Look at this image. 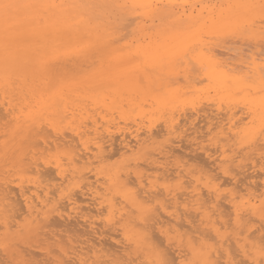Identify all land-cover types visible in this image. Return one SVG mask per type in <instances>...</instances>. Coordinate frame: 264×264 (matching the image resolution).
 I'll use <instances>...</instances> for the list:
<instances>
[{"label":"bare ground","instance_id":"bare-ground-1","mask_svg":"<svg viewBox=\"0 0 264 264\" xmlns=\"http://www.w3.org/2000/svg\"><path fill=\"white\" fill-rule=\"evenodd\" d=\"M132 1L136 4H141L145 13L149 16L150 23L148 26L142 25V31L155 27L156 30L148 33L149 36L147 35V37L150 40V42L148 41V44H146L147 42L145 43L146 45L139 44L136 48L133 46L134 49L131 48L130 50L128 47L131 46V44L125 43L122 46H116L115 44V41L118 40L115 36L116 28H123L125 26V21L129 17L127 14H130V12H126L128 4L126 0H0V87L6 86L7 83L8 85L6 87H8L11 83L15 92L10 90L11 87H9V90L14 92L16 99L19 100V102L16 103L10 100L11 98L6 101V98H8L7 91H4L7 93H5L6 95L1 93L6 87L3 89L0 88V93L2 94L0 97L1 108L5 109L7 115L10 116L9 120L13 122H10V128H7L8 130L5 129L7 130L6 137L0 140V227H3L4 232H9L13 226H23L22 229L25 234L35 233L37 236V234H40L39 230L52 225L56 221L54 220V222H51V218L54 219L55 216L59 220L61 219L60 221L57 220L59 223H62L67 227H69V223L72 221L71 219L75 218L74 220H76V222L72 221L74 225L72 222L70 223L72 231L75 224L77 226L80 224L78 222H81V224L83 223L82 225L80 224V226H77V229L82 232L79 233L78 230V234H81L84 237L82 239H76V244L71 243L69 240L65 242V238H63L64 243L69 244L66 247L60 245L61 241L56 237V232L52 235L45 232L46 236L47 234L50 235L49 238H52L57 244V247H59L57 250L59 251V254L56 256H49V250L48 252L46 251L45 257L47 260H51V264H141L142 262H148V264H187L183 258L184 250L190 251L195 259L194 261L202 264H239V261L235 260V253L232 254L231 246H234L235 251H237L238 254L240 253L239 255L241 256H247L248 254L243 245L239 246V224H241L242 220L246 218L245 215L250 212L258 217L264 215V155L257 152L256 158L255 156H252L255 159L250 158L251 166L242 167V170L243 168L246 170L247 168L250 169L249 167H252L255 172L252 174L254 176L258 177V174L263 175V179H261V195H251L252 197L247 198L245 201L246 208L245 205L243 206L241 203V206L245 209L239 208L240 202L236 199L237 195H235L242 189L240 186H245V188L248 186L244 183H241L239 186L241 189L239 188L238 190L236 188L238 191L236 190L235 194L229 193L224 196L218 192L217 187L214 184L209 183L211 182V179L208 178L206 179L208 184L203 186L205 188L204 191L201 189L202 187H200V185H194L190 190L182 189L183 187H177L173 188L174 190L172 189V192H170L165 190L164 187L166 186L163 187L164 190L163 188L161 189L162 186L160 183L158 184L156 182L160 185V189L165 191V194H162V191L161 193L158 191L159 188L155 182L153 184L156 186H145L146 182L144 183V181H147L145 179L153 173H148L149 176H146L144 174L145 172L143 173L141 171V173H143L141 174L134 169L131 171L135 174V180H131L132 178H129L132 177L133 174L129 177L130 172L128 169H125L126 166L122 170L120 167L117 169L116 167L113 169V167L109 170L106 169V172H102V170H96L97 167L92 166V164L96 161H103V158H105L104 153L106 152L105 146L108 147L111 145V142H113V133H118L121 138L120 148L122 149V153H131L132 151H135L136 148L140 149L141 146L143 147V145H145L144 143L146 141L155 138V131L153 132L150 126L151 123L150 125L146 123L148 126L143 128V125L140 126L136 121V123L134 122V126L128 127H118L117 124H112V121V123H110L111 116L114 112L118 113L121 117H124L128 112L126 110L129 109H126V107L124 108V104L135 105V110L137 108V116H139V118H150L147 115L153 113H156L155 115H157V113H166V111L170 110L173 111L172 109L174 108L175 103L182 100L180 97L181 93L178 94L175 90L168 88L169 82L164 81L165 85L163 82L160 83L161 86L164 85L162 93H159L162 88H159L160 86L158 89L154 90L153 87L155 86L152 87L151 83L153 82L154 77L147 73L148 71L141 69L143 65H148L151 68V71L161 72L163 69H167V72L169 73L170 71L168 70L172 69L173 66L176 65L175 63H178V60H187L185 62V67L182 68L185 79L188 80L191 76L194 81L198 79V76L196 77L194 75L195 69L193 70L194 72H192V65L190 66L191 70L188 67V62H191L199 69L201 77L203 80L205 79L207 81L209 88L217 96V98L215 97V99H217L215 100L217 101L216 108L214 106L215 102L212 103L216 109V113H214L215 115L213 114L215 118L213 117V119H216V117L218 118L219 114L221 117L224 115V118L220 117L221 120L219 119L220 121H217L219 122L217 125L214 124L217 128V131H215L217 140L215 139L214 142L211 143L213 146L211 147V152L213 151L214 154H212L216 155L212 159V163L216 164V167L220 168L221 172L229 177L230 180L237 182L235 179V173H231L235 172L233 170L234 167H231L232 169L230 170L229 164L231 165L234 161H237L239 154L237 155V152H233L232 154H227L228 152L226 153L227 147H224L226 146V139L227 137H230V134L234 140L237 138L235 141L236 144L237 141L238 143L239 141H243L242 143L248 142L250 139L256 138V136H254L255 131L247 130L246 132L243 130L241 135L246 132V137L239 138V127L237 125L240 122L235 125L236 118L234 119V116L236 114L234 115L233 110L230 112V109L227 106H229V103L231 102V104L234 105V102H239V100H241L245 103L244 106L247 105L248 113L251 115L250 120L248 121H261L264 119V47L260 48L262 50L258 49V40L255 44H252L251 42L245 44L246 42H242V45H240L238 43V47H236V45L229 46L232 45V42H230V44L228 43L229 45H225L227 43L225 41V44L216 47L211 45L204 36H219L227 32H237L239 31V27L242 28L243 26H248L250 29L252 22H255L253 21L254 17L258 16V14L264 17V0H223L224 2L218 6L217 4L215 6V3H210V5H201V8L197 10L194 9L195 7L193 5H189L190 7L185 8L184 4L181 5V2L179 3L181 9H178L176 4L178 2L175 3L174 1L169 0ZM185 2L186 0L184 3ZM187 3L189 4V2ZM9 5L11 7H6ZM260 29L263 28L261 27ZM240 31L243 30L240 29ZM254 32L256 31L254 30ZM240 34H244V32ZM250 43L252 46L249 47L248 44ZM132 54L135 55L134 57L139 55L138 58L140 60H131L130 55ZM94 58L99 60L100 63L104 62L103 64H105L106 61L109 62V64L107 67H101L102 64L97 65V68L92 69L93 72H84L82 70L83 65L85 68V66L90 67L92 64L94 65V63H97L95 62L97 60H93ZM180 64L182 63H179V65ZM92 68L94 67L92 66ZM88 70L89 69H87V71ZM167 72L165 71V73ZM190 72L193 75L190 76ZM161 74L163 75V73ZM158 75L160 76V74ZM194 77L196 78L194 79ZM14 93L11 94L10 92L9 94L14 95ZM239 93L241 94L240 99ZM125 95L126 97H124ZM137 97L139 98V100L137 99L138 102H133ZM122 100L126 103H123ZM145 102L148 106L146 109L143 108ZM223 102L227 104L226 107L228 108V111L221 114L220 106L221 103L223 105ZM186 106L184 109H187ZM201 107H197V109H194L193 111L197 110L198 113L200 112L199 109L203 112L208 111ZM175 108H178V106H175ZM222 108L225 110L224 107ZM132 109L134 108L132 107ZM132 109L130 107L129 112H131ZM89 110H94L95 114L89 113ZM197 111L195 112L197 113ZM96 113H98L97 115H99V119L96 117ZM173 113H175V111H173ZM173 113L171 114L173 115ZM108 115L109 117H107ZM239 115L241 117V114ZM74 116H77L80 119L75 125L70 124L74 121L71 122L69 120ZM191 116H193V114H191ZM183 117L186 116L184 115ZM204 117L209 118V116L206 115ZM1 118H4V115L2 116L1 114L0 119ZM187 119V123H194L193 118ZM224 119L226 120V126L222 123ZM169 120V124L164 127V132L173 133L177 130L175 127L177 125L174 126L176 130H173V123L171 122L172 120L170 117ZM211 120L210 118L209 121L206 120L208 132L210 134L213 133L210 132L211 127L209 128V126H211ZM142 122H144V120H141V123ZM207 122L210 123L209 126V123ZM214 122H216V120ZM251 122L249 123V126ZM61 123L62 125L65 123L72 126L68 128L69 130L67 132L65 131V126H62ZM183 123H185V121ZM42 125H48L52 130L54 136L51 139L52 145L55 148L61 147L62 149L59 148V153L56 151L58 154L54 152L57 155L51 157L53 159H51L52 161L49 160V156V159L47 160L44 159L45 157L43 158L45 153L41 150L42 147L40 146V141L46 146L50 143H48L49 138L46 136L48 133L44 131L46 127L44 128ZM114 125H117V127ZM262 125L260 124V126ZM235 126H237V130L235 129ZM196 127H198V125ZM202 128L199 130H202ZM256 128L257 127L254 129L256 130ZM262 128L264 127L262 126ZM195 129H193L194 132L197 131V129L196 131ZM157 130L156 133H159L160 131ZM185 132L186 131H184V133ZM192 132L191 136H189V132V134H185L192 139L194 137ZM227 134L228 136H225ZM1 135L5 136V134H0V136ZM115 136L116 134L114 137ZM176 137L179 138L177 135L175 138ZM213 138L215 137H210L211 140ZM179 139H177V141ZM183 139L181 137V140ZM194 139L195 138L192 140ZM222 139L225 140V145L220 144V142L223 141ZM229 140L231 141V138L227 139V141ZM170 141H172V138L168 142ZM106 142H108V145H104ZM202 142L199 141L195 144L197 145L196 149L198 150L200 147L204 152H207V158L208 156L212 157L213 155L211 156V153L207 150L209 148L204 146ZM229 142L227 144L231 146ZM235 144H232V147L233 145H238ZM240 144L238 145L239 147ZM38 145L41 148H39ZM45 145H43L44 148L46 147ZM52 145L50 144V146ZM146 145H148V142ZM184 145L186 146V143ZM165 146H167V144ZM250 146L252 145L250 144ZM167 147L168 149L158 148L156 157H149L148 159L146 156L145 160H150L151 158L150 163L147 160L149 163L147 166L150 168L152 165V169L155 168L154 170L161 169L162 171H159L163 172L161 173L162 175L166 174V178L167 176L173 178L172 176L174 175L181 183H184L182 182L184 181L182 179L186 174L182 173V169L178 166H175L174 169L167 167L168 163L166 159L174 154L173 152L175 150L173 147L175 146L173 145V147H171V144H168ZM248 147L247 149H249ZM252 147H250L251 151L253 150ZM46 148V150H48V148L50 149L49 146ZM113 150H115V147ZM177 152L179 153V151ZM115 153L117 152L114 151V155ZM153 153L154 152L151 154ZM197 153H195L193 157L196 156ZM109 155L107 157H109ZM148 155L150 156V154ZM197 157L202 158L199 156ZM242 157L244 156H241L240 158ZM218 159L219 162L217 164L216 160ZM205 160L203 159V162ZM238 164L239 161L236 165ZM49 165H51L53 167L52 169L56 171L58 180L54 183H42L45 179H43V177V180L41 178L39 180V177H42L45 175L44 173L48 172ZM15 166H17L20 172L31 174L29 176L28 174L26 175L27 178L30 177L28 178L30 182L27 181L30 184L23 186L22 184L24 183H21L22 181L20 182L19 180V182H15V176L12 178V173L9 174V169H11V167L14 168ZM127 167H129L128 164ZM212 168L208 169L212 170ZM52 169L50 170L52 171ZM169 169L172 171H169ZM237 169L238 168H236V170ZM14 170L17 171L15 168ZM154 170L152 172H155ZM157 170L155 172L156 175L159 174V171ZM238 171L239 170H237V172ZM88 172H92L90 175H93V180L88 178ZM256 173L257 175H255ZM53 174L51 176H53ZM19 175L21 176V174ZM162 175L160 176L162 177ZM48 176L49 175L46 177V179H48L46 181H49V179L52 180V178H48ZM143 176H146V178ZM153 176L156 178L155 175ZM153 176L149 178L153 179ZM216 176L218 177V175ZM159 177L158 179L161 178ZM149 178L148 181H151ZM222 178L223 180H226L223 176ZM190 179L188 181L193 183ZM163 180H165V177ZM165 181L164 183L166 184ZM256 183L253 181L248 184H252L256 189L258 186L257 184H260ZM131 185L134 187L136 185V187L133 188ZM146 185L148 186L149 184L147 183ZM184 185L188 188L187 184L184 183ZM220 185H222V183ZM227 185L229 184L227 183ZM137 187L138 190H133ZM154 187L158 189L156 190ZM73 188H79V194L78 192H76L77 194L73 193L74 190L71 191ZM177 189H180L179 192L176 191ZM163 195L166 198L164 197V200H161L160 198H162ZM84 196L85 199L87 197L90 202H85V200H83ZM167 196H170V198ZM118 197L121 201L120 199H117ZM81 198L86 207L84 209V205L82 207L80 205L83 203L80 202ZM158 198L160 199L158 200L160 206H157L160 208V212H158V208H155L158 210L157 212H152L154 207H149L151 206V203L148 205L147 202H155ZM88 199H86V201H88ZM166 199H171L172 201L168 200L166 202ZM121 202L123 203L122 205H120ZM126 205H129L132 208L131 212H134L135 210L137 215L128 216L129 213L125 209ZM21 206L23 209H21ZM226 206L231 208L230 212L228 210V216L232 215V228L235 226V228L238 229V232H234L232 236L226 234V231L225 233L220 232L221 226L222 229H227L226 226L230 224H226L227 221H225L226 219L224 218L226 214L222 217V212ZM103 210L107 211V214H105L108 217L105 220L109 222L110 220L112 221L115 219V222H117L121 230V236L123 237V240H115L114 245L111 241H108V243L111 242L112 245L115 246L112 248L111 253L109 251V254L103 253L104 246L106 245L107 249L109 247L111 249L112 245L109 244L111 246H108V243L104 238H102L104 240L103 242H101L102 240H99V238H101L99 236L106 229L103 228L100 230L97 227V225H99V223L97 224V219L90 215V213L94 211L96 215L99 216ZM130 210L128 209L129 212ZM20 214H24L23 224H17L15 220V218H19ZM77 219H80V221ZM195 219L200 221L199 224L197 222V224H195ZM250 220L254 219L250 218ZM57 221L55 222L56 224H58ZM254 221L256 222L257 220ZM244 225L246 224H243V226ZM248 225H250L251 228H245L247 232L244 233L246 234L244 240L249 243L250 249H254L255 247H258L257 243L259 244V241H262L264 227L262 229V227H258V225L256 226L255 224L256 228L254 227V223L253 226L251 223ZM52 226L56 225L54 224ZM253 227L254 229H252ZM47 228H50V226ZM205 230H207V232ZM241 231L243 232V230ZM106 233H108L107 230L105 234ZM157 233L163 235L165 245L159 246V242H162L160 241L161 238L157 237ZM35 234L31 235L34 236ZM37 237L39 238V236ZM58 237H61L62 240L63 236H60L59 234ZM249 237L254 241L250 242L251 238ZM45 238L46 239L43 238V240H47L48 236ZM72 239L73 238H71V240ZM173 239H176L178 242L184 240L185 244L182 246L185 248H182L181 245L174 246L172 242ZM102 243L105 245L103 246ZM132 244L139 248V254L143 261L134 262V259L131 258V255L128 253L129 251H127L126 248ZM2 245L3 244L0 243V246L3 248ZM42 245L44 244L42 243ZM52 250L54 253L56 252V249L53 248ZM170 250H172V253L176 252V262L175 259L173 260L171 257L170 254L172 253ZM168 251H170V253L169 256L166 257ZM35 252L36 251H32V254L29 251L28 254H30V257H28V260L26 258L24 259L26 260V264L33 263V260H35L34 255L37 256L39 254V252ZM251 252L252 250H250V253ZM26 253H22L24 254L22 257H24ZM253 253L254 258H248L250 264H258V257L262 260H260V263L264 264V247L254 250ZM22 257H20L21 261L23 260ZM101 257L103 258L100 260ZM29 260H32V263H29ZM88 261L90 262L88 263ZM33 264L42 263L40 260ZM192 264L194 263L192 262Z\"/></svg>","mask_w":264,"mask_h":264},{"label":"rangeland","instance_id":"rangeland-1","mask_svg":"<svg viewBox=\"0 0 264 264\" xmlns=\"http://www.w3.org/2000/svg\"><path fill=\"white\" fill-rule=\"evenodd\" d=\"M127 1V9H126V12H130V14H127V15H129V17L127 18V20L125 21V26L123 27V28H116V34H115V36L118 38V40L117 41H115V44H116V46H122V45H124L125 43L126 44H131V46H129L128 48H130V50H131V48H133L134 49V47L136 48L139 44H142V45H146V44H148L149 42H150V40H149V38L147 37V35H148V33L149 32H154L155 30H156V27L155 28H152V29H147L146 31H142V29H141V26L142 25H149V23H150V19H149V16L145 13V10H144V8L142 7V5L140 4L139 5V3H135V2H133L132 0H126ZM163 1H167V0H163ZM169 1H174L175 3L176 2H178V3H176L177 4V8L179 9H181V5L182 4H184V7L185 8H187V7H190L189 5H193L195 8L194 9H200L201 8V5H210V3L212 4V3H215V6H216V4H217V6L218 5H220L221 3H223L224 1L223 0H186V2L184 3V1L185 0H169ZM199 1V2H198ZM181 2V5L179 4ZM187 2H189V4L187 3ZM195 4H194V3ZM209 2V3H208ZM129 5V6H128ZM180 6V7H179ZM225 6V5H224ZM132 7H134V8H132ZM141 7V8H140ZM131 8V9H130ZM132 10H133V12H132ZM144 13V14H143ZM147 15V16H146ZM262 19H264V17L263 16H261L260 14H258V16H256V17H254V20L253 21H255V22H252V24H251V26H250V29H249V27L248 26H243L242 28L241 27H239V31H237V32H232V33H229V32H227V33H225V34H222V35H219V36H216V35H212V36H204V38H206L207 39V41H209V43L211 44V45H214V46H219V45H223V44H225L226 42V44L225 45H229L230 44V42H232L231 44L232 45H229V46H235L236 45V47H238L239 45H237L238 43L240 44V45H242L241 43L243 42V43H245V44H247V42L249 43V42H251L252 44L254 43L255 44V42L257 43V46L259 47L258 49H260V48H263L264 47V20H262ZM261 20V21H260ZM258 21V22H257ZM261 23H260V22ZM263 22V23H262ZM253 25V26H252ZM140 27V28H139ZM244 27H245V30H244ZM259 29H258V28ZM263 28V29H260V28ZM121 29V30H120ZM139 29V30H138ZM240 29L241 30H243V31H240ZM247 29V30H246ZM142 32H141V31ZM254 30L256 31V32H254ZM242 32H244V34H240V33H242ZM246 32V33H245ZM119 33V34H118ZM249 33V34H248ZM247 34V35H246ZM259 34V35H258ZM252 35V36H251ZM120 36V37H119ZM126 36H128V37H126ZM149 36V35H148ZM254 36V37H253ZM258 36V37H257ZM142 37V38H141ZM240 37V38H239ZM145 38H147V39H145ZM208 38H209V40H208ZM239 38V39H238ZM120 39V40H119ZM135 39V40H134ZM243 39H244V41H243ZM131 40V41H130ZM228 40V41H227ZM234 40H236V41H234ZM248 40V41H247ZM129 41V42H128ZM140 41V42H139ZM149 41V42H148ZM226 41V42H225ZM118 42H120V43H118ZM134 44H133V43ZM147 42V43H146ZM233 42H234V44H233ZM236 42V43H235ZM117 43H118V45H117ZM146 43V44H145ZM229 43V44H228ZM248 44V46L250 47V46H252V44ZM114 44V45H115ZM133 44V45H132ZM244 44V45H245ZM258 44H260V45H258ZM263 45V46H262ZM134 46V47H133ZM247 46V45H246ZM244 47V46H243ZM260 50H262V49H260ZM135 55L134 54H132V55H130V59L131 60H135V61H137V60H140L139 58H138V56L139 55H136L137 57H134ZM94 61L95 60H97V59H93ZM183 60H178V63H175L176 65H174L173 66V68L172 69H170V70H168V71H170L169 73L167 72V69H163L161 72H157V71H151V68L147 65V66H144L143 64V67L141 68V69H143V70H145V71H148L147 73H149V74H151L152 75V77H154V79H153V82H151L152 83V87L153 86H155V87H153V89L154 90H156V89H158V87L159 88H161V92H159V93H162L163 92V87H164V85H165V82H169V86H168V88H171L172 90H175L178 94H180V97H181V101L180 102H177V103H175V106H178V108H175V106H174V108L172 109L173 111H175V113H176V115H175V113H173V111H166V113L165 112H162V113H157V115H155L154 113L153 114H151V115H147L148 117H150V118H146V117H140L139 118V116H137V108H136V110H135V105H133V104H124L123 106H124V108L126 107V109H129V110H126V111H128L127 113L126 112H124V113H126L125 114V116L124 117H121L118 113H116V112H114L113 114H112V116H111V120H110V123H112V124H117L118 125V127L119 126H123V127H128V126H134V124L137 122V123H139V125L141 126V125H143L142 126V128L143 127H145V126H148V125H150V123H151V128H152V130H153V132L155 133V138H151V139H149L148 141H146L144 144L145 145H143V147L141 146L140 147V149L138 148H136V150L135 151H132L131 153L130 152H126V153H122V149L120 148V146H121V138H120V136L118 135V133H113V136H112V140H113V142H111V141H109V142H111V145L113 146H105V158H103V161H101V162H98V161H96V162H93V164H92V166H96L97 167V169L96 170H98V171H101L102 170V172L104 171V172H106L105 170L106 169H112L113 167V169H115V167H116V169L117 168H119L120 167V169L122 170V169H124L125 168V166H126V170L128 169V171L130 172V174H129V177L130 176H132V174H133V176L135 175L132 171L135 169V171L136 172H140L141 173V171L146 175V176H149V174L150 173H153V174H150V176L149 177H152L153 175H155V177L156 178H154V176H153V179H155V180H153L152 178L150 179L149 177V179L152 181V183H151V181H148V178H146V176H143V177H145V178H143V179H145V180H147V181H144V183L146 182V184L148 183L149 185L147 186L146 184H145V186L146 187H149V186H156L155 184H159L160 183V185L162 186L161 187V189L164 187V186H166V187H164L165 188V190H168V191H170V192H172V189L173 188H177V187H183L182 189H187V190H190L194 185H200V187H202L201 189L204 191L205 190V188L203 187L204 185H206V184H208L207 182H206V179L208 178V179H211V182H209L210 184H214L216 187H217V190H218V192H220L222 195H228L229 193H236V190L238 189L239 190V188L241 189V190H239V192H237L235 195H237L236 196V199L237 200H239V202H240V205H239V208H241V209H245L246 208V205H245V201H246V199L247 198H249V197H252L251 195H261V179H263L262 177H263V175L262 174H258V177L257 176H254V175H252V174H254L255 172L253 171V169H252V167H249L250 169H246L245 170V168H243V170H245V171H243L242 170V167L243 166H245V167H248V166H251V159L253 158V159H255L256 158V153L257 152H259L260 154H262V155H264V141H263V137H264V128H262V126L264 127V119L263 120H261V121H256V120H253L252 122L251 121H248V120H250V117H251V115L248 113V109H247V105L246 106H244L245 105V103L243 102V101H241V100H239V102H234V105L233 104H231V103H229L228 105L229 106H227L229 109H230V112L233 110L234 112V119H235V125H237L239 122V124L241 125H237L239 128V134H238V136H239V138H245L246 137V132H247V130L248 131H255V135L254 136H256V138H252V139H250L248 142H244V143H242L241 141H239V143H238V141L236 142V144H235V141H236V139L234 140V138H232L231 137V135L229 134V136L230 137H227V139L228 138H231V141H232V139H233V141L231 142L230 140V142L229 141H227V139H226V146H224V147H227L228 148V150H227V148H226V153L227 154H232L233 152H237V155L239 154V156L237 157V161H234V163L233 164H229V167H230V170L232 169L231 167H234V171L235 172H231V173H235V179L237 180V182L236 181H234V180H230L229 179V177H227L226 175H224L222 172H221V169L220 168H218V167H216V164H214V163H212L213 162V158L216 156V155H213L214 153H213V151L211 152V147H213L212 145H211V143L212 142H214V140L216 139L217 140V137H216V134H215V131H217V128H216V126H214V124L215 125H217L219 122H217L219 119H220V114L218 115L219 117L217 118L216 117V119H213V117H214V113H216V106H217V101H215V100H217V99H215V97L217 98V96L215 95V93H213L212 92V90L209 88V86H208V84H207V81L204 79L203 80V78L201 77V72L199 71V69L197 68V67H195L191 62L189 63L188 62V67L190 68V70H191V65H192V72H194V75L198 78V79H196L195 81L194 80H192L193 78H192V76L191 75H193L191 72H190V79H188V80H186L185 79V75H183V71H182V68L183 67H185V62L187 61H183ZM95 62H97L96 64L94 63V65L96 66H94L93 64L89 67V66H85V68H84V65H83V67H82V70L84 71V72H93V70L92 69H95V68H97L98 66L97 65H101L102 64V66L101 67H107L108 66V64H109V62H106L105 61V64H103V63H100L99 62V60H97V61H95ZM179 63H182V64H180L179 65ZM141 65V66H142ZM92 66L94 67V68H92ZM177 66V67H176ZM89 67V68H88ZM147 67V68H146ZM194 67V68H193ZM86 69V70H85ZM87 69H89L88 71H87ZM195 69V70H194ZM198 69V70H197ZM173 70H174V72H173ZM194 70V71H193ZM165 71L168 73H165ZM197 71H199V72H197ZM181 72V73H180ZM83 73V72H82ZM161 73H163V75L161 74ZM157 74V75H156ZM158 74H160V76L158 75ZM200 74V75H199ZM174 75V76H173ZM155 77H157V78H155ZM196 77H194V79L196 78ZM159 78V79H158ZM161 78V79H160ZM152 79V78H151ZM155 79H156V81H155ZM162 79H164V80H162ZM167 80V81H166ZM160 81V82H159ZM165 81V82H164ZM197 81V82H196ZM164 83V85H162L161 86V84L160 83ZM156 83V84H155ZM180 83V84H179ZM204 83V84H203ZM13 84V83H12ZM8 85V83L6 84V86ZM10 86H8V87H6V86H4V87H6V88H4V87H0V88H4L2 91H1V93L2 94H5L6 92H4V91H7V93H8V95H7V97L8 98H6V101H8L10 98V100H12L13 102H19V100L18 99H16V95H15V91L13 90V88H12V85H11V83L9 84ZM179 85V86H178ZM202 85V86H201ZM9 87H11L10 88V90H12V91H14V92H12V91H10L9 90ZM157 87V88H156ZM184 87V88H183ZM8 88V89H7ZM191 88V89H190ZM184 89V90H183ZM189 89V90H188ZM203 89H206V90H203ZM9 90V91H8ZM192 90V91H191ZM210 90V91H209ZM183 91V92H182ZM4 92V93H3ZM11 92V94H13L14 93V95H11V94H9ZM0 93V97L2 96V94ZM6 93V94H7ZM206 93H208V94H206ZM5 94V95H6ZM10 95V96H9ZM187 95V96H186ZM215 95V96H214ZM240 96H241V94L239 93V99H240ZM124 97H126V95L124 96ZM139 100V98L137 97L136 99H134V101L133 102H138V100ZM194 99V100H193ZM201 100H204V101H201ZM214 100V101H213ZM123 101V103H126L124 100H122ZM131 102H132V100H131ZM203 102V103H202ZM207 102V103H206ZM215 102V103H214ZM146 103V102H145ZM143 104V108L144 109H146L148 106H147V103L146 104ZM205 103V104H204ZM212 103H214V106H215V108H214V106L212 105ZM241 103V104H240ZM207 104V105H206ZM126 105V106H125ZM187 105V106H186ZM226 103L225 102H223V105H222V103H221V106H220V110H221V114H224L225 112H227L228 111V108L226 107ZM232 105V106H231ZM187 107V109L185 108L184 109V107ZM202 106V107H201ZM210 106V107H209ZM2 106L0 105V117H1V114H2V116L4 115V118H1L0 119V134H5V136L3 135H1L0 136V140L1 139H3L4 137H6V131L8 130L7 128H10L9 127V124H10V122H12L11 120H9L10 118V116H8L7 115V113L5 112V109L4 108H1ZM130 107H131V109H132V107L134 108V109H132V111L131 112H129L130 111ZM195 107V108H194ZM197 107L198 108H202V109H204V110H208V111H201L200 109H199V113H198V111L197 110H195V111H197V113L195 112V111H193L194 109H197ZM207 107V108H206ZM222 107H224V109L225 110H223V108ZM232 109H231V108ZM241 107V108H240ZM183 108V109H182ZM206 108V109H205ZM211 108V109H210ZM236 108V109H235ZM175 109V110H174ZM182 109V110H181ZM215 109V110H214ZM245 111H243V110ZM2 110V111H1ZM192 110V111H191ZM241 110V111H240ZM90 112L89 113H93V114H95V111L94 110H89ZM125 111V110H124ZM179 111V112H178ZM185 111V112H184ZM187 111V112H186ZM224 111V112H223ZM178 112V113H177ZM191 112V113H190ZM194 112V113H193ZM235 112H238V113H235ZM242 112V113H241ZM104 113V112H103ZM171 113H173V115L171 114ZM185 113H187V114H185ZM190 113V114H189ZM70 114V113H69ZM98 113H96V117L99 119V115H97ZM164 114V115H163ZM167 114V115H166ZM191 114H193V116H191ZM214 114V115H213ZM239 114H241V117H240V115ZM244 114V115H243ZM247 114V115H246ZM71 115V114H70ZM178 115V116H177ZM186 116V117H183V116ZM190 115V116H189ZM209 116V118H210V120L211 119H213V120H211V126H209L210 125V123L209 122H207V123H209L208 124V126H209V128H210V132H213V133H209L208 132V128H207V124H206V120L207 121H209V118L207 117H204V116ZM211 115H212V118H211ZM133 116V117H132ZM175 118H174V117ZM179 116H180V118H179ZM189 116V117H188ZM196 116H197V118H196ZM224 115H222V117L221 118H224L223 117ZM238 118H237V117ZM246 116H247V118H246ZM248 116H249V118H248ZM107 117H109V115L107 116ZM167 117V118H166ZM169 117H170V119L172 120L171 122L173 123V130H176V128H177V130L176 131H174L173 133L172 132H170V133H167V132H164V127H165V125H167V124H169V122H170V120H169ZM172 117H173V119H172ZM177 117V118H176ZM184 119H183V118ZM199 117V118H198ZM182 118V119H181ZM187 118H193V122L194 123H196L195 125H193L194 123H192V124H189V123H187L186 121H188V119ZM206 118V119H205ZM215 118V117H214ZM134 119H136V120H134ZM143 121L144 120V122H142L141 123V120ZM151 119V120H150ZM187 119V120H186ZM245 119V120H244ZM8 120V121H7ZM71 122L72 121H74L73 123H70V124H73V125H75L76 123H78V121L80 120L79 119V117H77V116H74L72 119L70 118L69 119ZM199 120V121H198ZM216 120V122H214ZM221 120V119H220ZM219 120V121H220ZM225 120V119H224ZM223 120V122L222 123H224V125H225V123H226V120L224 121ZM243 120H244V122H243ZM112 121V122H111ZM136 121V122H135ZM147 121V122H146ZM166 121H168V122H166ZM174 121V122H173ZM185 121V123H183ZM204 121H205V124H204ZM242 121V122H241ZM8 122V123H7ZM135 122V123H134ZM155 122V123H154ZM178 122V123H177ZM248 122V123H247ZM251 122V124H250V126H249V123ZM254 122V123H253ZM256 122V123H255ZM13 123V122H12ZM11 123V124H12ZM148 125H147V124ZM157 123V124H156ZM176 123V124H175ZM199 123V124H198ZM253 123V124H252ZM262 123H263V125H262ZM2 124V125H1ZM70 124H65L64 123V125H62V123H61V125L62 126H65V131H67L68 132V128L70 127V126H72V125H70ZM121 124V125H120ZM155 124H156V126H155ZM254 124H256V125H254ZM257 124H259V125H257ZM260 124L262 125V126H260ZM117 125H114L115 127H117ZM160 125V126H159ZM175 125H177V126H175ZM189 125V126H188ZM193 125V126H192ZM198 125V127H196ZM202 125V126H201ZM204 125V126H203ZM6 127V128H4V127ZM11 126V125H10ZM42 126H44V131L46 132V133H50V131H51V133H50V135L48 136V134L46 135L47 136V138H49V140H48V143H50L51 145H52V143H51V139L54 137L53 136V132H52V130L49 128V126L48 125H42ZM174 126L176 127V128H174ZM226 126V125H225ZM237 126H235V129L237 130ZM186 128V130H185V128ZM190 127V128H189ZM192 127V128H191ZM203 127V128H202ZM205 127V128H204ZM213 127V128H212ZM252 127V128H251ZM255 127H257L256 128V130L254 129ZM260 127V128H259ZM3 128V129H2ZM114 128V127H113ZM157 128H158V130L160 131L159 133H156V130H157ZM160 128H161V130H162V132H161V130H160ZM197 129V131H196V129ZM202 128V130H199V129H201ZM249 128V129H248ZM259 128V129H258ZM262 128V129H261ZM5 129H7V130H5ZM101 129V128H100ZM189 129V130H188ZM193 129H195V131L196 132H194V130ZM204 129V130H203ZM213 129V130H212ZM257 129H258V131H257ZM143 130V129H142ZM157 130V131H158ZM191 130V131H190ZM192 130H193V132H192ZM243 130L244 131H246L243 135H241V133H243ZM184 131H186L185 133L186 134H189V136H191V132H192V135L194 136L193 138H195L194 140H192L191 139V137H187L188 135H186L185 133H184ZM189 132V133H188ZM199 134H198V133ZM203 132V133H202ZM206 132H208V133H206ZM45 133V134H46ZM154 133H153V135H154ZM162 133V134H161ZM165 133V134H164ZM196 133V134H195ZM257 133V134H256ZM260 133V134H259ZM116 134V136L114 137V135ZM142 134V133H141ZM203 134V135H202ZM104 135V134H103ZM179 136V138H177V139H179L178 141H177V139L175 138V136ZM204 135H205V137H204ZM215 135V136H214ZM258 135V136H257ZM261 135V136H260ZM45 136V135H44ZM118 136V137H117ZM200 136V137H199ZM215 137V138H213L212 140L210 139V137ZM225 136H228V134L227 135H225ZM237 136V137H238ZM260 136V137H259ZM115 139H114V138ZM154 137V136H153ZM181 137H182V139L183 140H181ZM199 137V138H198ZM164 138V139H163ZM172 138V141H170V142H168L170 139ZM153 139V140H152ZM189 139V140H188ZM204 139V140H203ZM206 139V140H205ZM224 139V138H223ZM222 139V140H223ZM105 140V139H104ZM152 140V141H151ZM173 140H174V142H173ZM207 140H209V141H207ZM221 140V141H222ZM253 140V141H252ZM255 140V141H254ZM116 141V142H115ZM119 141V142H118ZM175 141H177V142H175ZM199 141H204V142H202V144L204 145V146H206V147H208L209 149H207L210 153H211V156L212 157H209L208 156V158H207V152H204L203 150H202V148L200 149V147H199V145H198V150L196 149L197 147V145H195L197 142H199ZM245 141V140H244ZM147 142H148V145H146L147 144ZM183 142V143H182ZM190 142V143H189ZM224 142V143H223ZM230 143L231 144V146L230 145H228L227 143ZM41 143V144H40ZM40 146L43 148H41L39 145V148H41V150H43L44 151V155H43V158L44 159H49L50 161H52L53 159L51 158V157H54L55 155H57L59 152H60V150H59V148L61 149V147H59V148H55L53 145L52 146H50V144H48L47 146L44 144V143H42L41 141H40ZM108 142H106L104 145H108L107 144ZM116 143V144H115ZM182 143V144H181ZM186 143V146L184 145ZM188 143V144H187ZM240 143H242L243 144V146H242V144H240ZM253 146L254 144V146L252 147V146H250V144ZM153 146H152V145ZM167 144V146H168V144H171V147H173V145L175 146V147H173V149L175 150L173 153V155L170 157V158H167L166 159V161H167V163H168V165H167V167H170V169H174V167L175 166H178L180 169H182V173L183 174H186L185 175V179L183 178L182 180H184V181H182V182H184L185 184H187L188 185V188L186 187V185H184V183H181L180 181H179V179L176 177V176H172L173 178H171V176L170 177H168L167 176V178H166V174H164V175H162L161 173H163V172H160V171H162L161 169H156L157 171H159V174H157L156 175V170H154V169H152L153 167H152V165H151V167L150 168H148V166L147 165H149V163H150V160H151V158L152 157H156V153L158 152V148L160 149V148H164V149H168V147L167 146H165ZM220 144H224L225 145V140H223L222 142H220ZM232 144H235V145H239L240 144V147L237 145V146H234L233 145V147H232ZM43 145H45L46 147H50V149H52V150H50L49 148H48V150H46L47 148L45 147H43ZM180 145H182V146H180ZM190 147H189V146ZM119 146V147H118ZM185 146V147H184ZM194 146H195V148H194ZM229 146V147H228ZM249 146V147H248ZM51 147H53V148H51ZM107 147V148H106ZM114 147H115V150H113L114 149ZM153 147H154V149H153ZM165 147H167V148H165ZM192 147V148H191ZM205 147V148H206ZM231 147V148H230ZM247 147L249 148V149H247ZM250 147H252L253 148V150L251 151L250 150ZM110 148H112V149H110ZM144 148V149H143ZM194 148V149H193ZM229 148H230V150L232 151H230L229 150ZM241 148V149H240ZM117 149V150H116ZM142 149H143V151H142ZM176 149H177V151H179V153L176 151ZM62 150V149H61ZM202 150V151H201ZM58 153H57V152ZM114 151L115 152H117V153H115V155H114ZM120 151V152H119ZM151 151V152H150ZM195 151H197V152H195ZM54 152H56V153H54ZM112 152V153H111ZM152 152H154L153 154H151ZM240 152H241V154H240ZM248 152H250V153H248ZM109 155V157H107L108 155ZM122 153V154H121ZM150 154V156L148 155V154ZM183 153V154H182ZM190 153V154H189ZM195 153H197L196 154V156H194L193 157V155H195ZM206 153V154H205ZM213 153V154H212ZM61 154V153H60ZM187 154V155H186ZM107 155V156H106ZM140 155H142V156H140ZM182 155H183V157H182ZM202 155V156H201ZM48 156H49V158H48ZM112 156V157H111ZM147 156V158L149 159V157H151L150 158V160H148V162H147V160H145L146 157ZM197 156H199V157H202V158H198ZM241 156H244V157H242V158H240ZM252 156H255V158L254 157H252ZM47 157V158H46ZM197 157V158H196ZM204 157V158H203ZM125 158V159H124ZM193 158V159H192ZM207 158V159H206ZM251 158V159H250ZM52 159V160H51ZM136 159V160H135ZM179 159V160H178ZM202 159V160H201ZM203 159L205 160L204 162H205V164H204V162H203ZM145 160V161H144ZM170 160V161H169ZM190 160H191V162H190ZM198 160V161H197ZM201 160V161H200ZM212 160V161H211ZM143 161V162H142ZM178 161H180V162H178ZM195 161V162H194ZM208 161V162H207ZM209 161H211V162H209ZM217 161V164H218V162H219V159L218 160H216ZM239 161V167H238V165H236L237 164V162ZM105 162V163H104ZM107 162V163H106ZM111 162V163H110ZM119 162V163H118ZM129 162H131V163H129ZM135 162V163H134ZM185 162V163H184ZM192 162H194V163H192ZM202 162V163H201ZM52 163V162H51ZM101 165H99V164ZM121 163H122V165H121ZM124 163V164H123ZM148 163V164H147ZM173 163V164H172ZM184 163V164H183ZM249 165H248V164ZM53 164V163H52ZM108 164V165H107ZM120 164V165H119ZM127 164L129 165V167H127ZM137 164H138V166H137ZM140 164H141V166H140ZM143 164V165H142ZM208 164V165H207ZM245 164V165H244ZM102 165H103V167H102ZM106 165V166H105ZM146 167H145V166ZM203 165H206V166H203ZM236 165V166H235ZM99 166V167H98ZM108 166V167H107ZM112 166V167H111ZM51 167V168H50ZM110 167V168H109ZM133 167V168H132ZM200 167V168H199ZM204 167V168H203ZM214 169H213V168ZM9 168V167H8ZM14 168L15 169H17V171L16 170H14ZM14 168H12L11 167V169H9V174H11V176H12V178H14V176H15V182H19V180H20V182L21 183H24V184H22L23 186H26V185H28V184H30L29 182H30V180L28 179V178H30V177H28L27 178V174H28V176L29 175H31V174H29V173H23V172H20L19 170H18V168H17V166H15ZM48 168H49V170H47L48 172H46V173H44L45 175H43L42 177H39V180H40V178L42 179L43 177V179H45V180H41L42 181V183H45V182H52V183H54V182H56L57 180H58V178H57V174H56V171L54 170V169H52L53 167L51 166V165H49L48 166ZM145 168V169H144ZM208 168H212V170L211 169H208ZM236 168H238L237 170H239L238 172H237V170H236ZM50 169H52V171L50 170ZM130 169V170H129ZM147 169H149V170H147ZM169 169V171H172V170H170ZM194 171H193V170ZM95 170V171H96ZM132 170V171H131ZM137 170H139V171H137ZM147 170V171H146ZM155 171V172H152V171ZM190 170V171H189ZM205 170V171H204ZM232 170V171H233ZM248 170V171H247ZM212 171V172H211ZM51 172H52V174H53V172H54V174H53V176H51L52 174H51ZM93 172H94V170H93ZM42 173H43V171H42ZM143 173H141V174H143ZM149 173V174H148ZM168 173V172H167ZM196 173V174H195ZM197 173H198V175H197ZM221 175H219V174ZM257 173H259V172H257ZM257 173L255 174V175H257ZM19 174H21V176L19 175ZM90 174H92V172H88V174H87V176H88V178L90 179H92L93 178V175H90ZM148 174V175H147ZM207 174H208V176H207ZM237 174H239V175H237ZM251 174V175H250ZM32 175H34V174H32ZM47 175H49V176H51V177H49L48 176V178H52V180H50L49 179V181H46V180H48V179H46V177H47ZM89 175H90V177H89ZM152 175V176H151ZM160 175H162V177L164 176L165 177V180H163L164 179V177L162 178L161 176V178L159 177ZM190 175H191V179H190ZM216 175H218V177L216 176ZM259 175H260V177H259ZM23 176V177H22ZM41 176V175H40ZM56 177V179H55V177ZM92 176V177H91ZM133 176L132 177H130L129 179H131V180H135V176H134V179H133ZM199 176V177H198ZM215 176H216V179H215ZM222 176L225 178V176H226V180H223V178H222ZM243 176H245V177H243ZM253 176V177H252ZM22 177V178H21ZM54 177V178H53ZM158 177L160 178V179H158ZM175 177V178H174ZM213 177H214V179H213ZM256 177V178H255ZM17 178V179H16ZM219 178V179H218ZM244 178H246V179H244ZM171 179V180H170ZM190 179V181H192L193 183H191V182H189L188 180ZM248 179V180H247ZM23 180H24V182H23ZM93 180V179H92ZM186 180V181H185ZM198 180V181H197ZM239 180V181H238ZM27 181H29V182H27ZM164 181L166 182V184L168 185H166L165 183H164ZM172 181V182H171ZM222 181V182H221ZM241 181V182H240ZM246 183H245V182ZM249 181V182H248ZM257 182V183H260V184H257L258 186H257V190L253 187V185L252 184H248V183H250V182ZM155 182V184H153ZM157 182V183H156ZM230 182V183H229ZM150 183H151V185H150ZM222 183V185H220V184ZM227 183L229 184V185H227ZM233 183V184H232ZM237 183H238V186H237ZM240 183V184H239ZM241 183H244V184H246V185H248L246 188H245V186H240L241 185ZM153 184V185H152ZM157 184V187L159 188V192L161 193V189H160V185H158ZM163 184V185H162ZM165 184V185H164ZM236 184V185H235ZM132 185H134V184H132ZM131 185V186H132ZM220 185V186H219ZM226 185V186H225ZM251 185H252V187L254 188V190H253V188L251 187ZM219 186V187H218ZM234 186H235V188H234ZM240 186V187H239ZM133 188H135L136 187V185H135V187L134 186H132ZM232 187V188H231ZM154 188H156V187H154ZM158 188H156V190L158 189ZM164 188H163V190H164ZM167 188V189H166ZM169 188V189H168ZM237 188V189H236ZM74 190V191H73ZM78 190V191H77ZM133 190H138V187L136 188V189H133ZM174 190V189H173ZM179 190L180 189H177L176 191H178L179 192ZM237 190V191H238ZM243 190V191H242ZM71 191H73V193H76V192H78V194H79V188H73V189H71ZM235 191V192H234ZM244 192V193H243ZM77 194V193H76ZM162 194H165V191H162ZM238 194H239V196H238ZM161 196V195H160ZM206 196V195H205ZM165 196L163 195L162 196V198H160L161 200H164L163 198H164ZM167 197H169L170 198V196H167ZM157 199L155 202L154 201H152V202H147L148 203V205L150 204L151 206H149V207H152L153 208V211L152 212H157L158 210V212H160V208L157 206V205H159L158 204V200H160V199ZM166 198V197H165ZM204 198V197H203ZM86 199H88L87 197H86ZM86 199H85V196L83 197V200H85V202H90L89 201V199H88V201H86ZM117 199H120L119 197L117 198ZM170 201L171 199H166V202L167 201ZM119 201V200H118ZM120 201H121V199H120ZM172 201V200H171ZM80 202H83V203H81L80 205H81V207L83 206V209L84 208H86L85 207V204H84V201H82V198H81V201ZM20 203V202H19ZM169 203V202H168ZM241 203H242V205L244 206L245 205V208L243 207V206H241ZM22 204V203H21ZM88 204H90V203H88ZM88 204H86V205H88ZM123 203L121 202V204L120 205H122ZM18 206L20 207V205L18 204ZM17 206V207H18ZM23 206V205H22ZM22 206H21V209H23L22 208ZM127 206H128V209L130 210V206L129 205H126L125 206V209L127 210V212L129 213L128 214V216L129 215H131V216H136L137 215V213L135 212V210H134V212H131L132 211V208H131V210H130V212L128 211V209H127ZM160 206V205H159ZM241 206V207H240ZM243 207V208H242ZM155 208H158V210L157 209H155ZM226 208V209H225ZM224 208V210H223V214H222V217H224L223 215L224 214H226V216L224 217L225 219V221H227L226 222V224L228 225L229 223L231 224L232 223V215H230V216H228V213L230 212V209L231 208H229V207H225ZM171 209V208H170ZM228 210H229V212H228ZM20 212H21V210H20ZM151 212V213H152ZM19 213V212H18ZM107 214V211L106 210H103V212L101 213V215L99 214V216H97L96 215V213L94 212V211H92L91 213H90V215L91 216H93L95 219H97V224L99 223V225H97V227L100 229V230H102L103 228L104 229H106L107 230V232L108 233H106L105 234V232H106V230L99 236V237H101V238H99V240L101 241V242H103L104 240L102 239V238H104L105 239V241L108 243V241H111L112 243H113V245L115 244L114 243V241L115 240H123V237L121 236V230H120V228H119V226H118V224H117V222H115V219L114 220H110L109 222L108 221H106L105 219L108 217V216H106V214ZM21 215V216H20ZM19 215V218H15V220H16V222H17V224H23L24 223V214H20ZM252 215H254V216H252ZM228 216V217H227ZM93 217H92V219H93ZM245 219H243L242 220V223L243 224H246V225H244L243 226V224L241 225V224H239V230H240V232H239V246H242L243 245V247H244V249L245 250H247L246 251V253H248L247 254V256H241V255H239L238 253H237V251H235V247L234 246H231V251L233 252H231L232 254H234V255H236V258H235V260L236 261H239V264H244V262H245V264H250V261L248 260V258H254V253H253V251L254 250H258V248H261V247H264V236H263V234H264V231H263V234H262V241H259V244L257 243V248L255 247L254 249H250L249 248V243L248 242H245V240H244V238H245V236H246V234H244V233H246L247 231H246V229L248 228V227H250V225H248V224H252V226H253V223H254V227H256L257 225H258V227H262V229H263V227H264V215L263 216H261V217H258V216H256L255 214H253V213H249V214H247V215H245ZM248 217V218H247ZM254 217H256V218H254ZM196 218H199V217H196ZM250 218L251 219H254V220H257L256 222L254 221V220H250ZM258 218V219H257ZM21 219V220H20ZM75 218H73V219H71L72 221H75L76 222V220H74ZM103 219H104V221H103ZM223 219V218H222ZM227 219H229V220H227ZM247 219H249L250 220V223H249V220H247ZM54 220H58V221H60L56 216L54 217V219L53 218H51V222H54ZM77 220H79L80 221V219H77ZM196 220V219H195ZM55 221V222H56ZM57 221V222H58ZM71 221V222H72ZM246 221V222H245ZM53 223L52 225H56V226H52V225H49L50 226V228H47V227H49V226H46V227H44L43 229H41V230H39V233L42 235H40V234H37V236H39V238L42 240H40L37 236H36V234L35 233H26L25 234V232H24V230L22 229V227L23 226H19V227H12L10 230H9V232H4V229H3V227L1 226L0 227V243L1 244H3L2 246H3V248L0 246V260H4L3 262L2 261H0V264H7V263H9V264H26V260H24L25 258L28 260V257H30V254H28L29 253V251L32 253V251H36V252H39V254L36 256V255H34L35 256V260H33V263L35 262V263H37L38 261H40L41 260V263L42 264H51V260H47L46 259V257H45V254H46V251L48 252V250H49V256H56V255H58L59 254V251H57L58 249H59V247H57V244L53 241V239L52 238H49L50 237V235H52V234H55L54 232H56L58 235L60 234V236H63L62 237V240H61V237H58V235L56 234V237L61 241V246H68L69 244H66V243H64V241H63V238H65L64 240H65V242H67L68 240L71 242V243H73V244H76V242H75V240L77 239H82L84 236H82L81 234H78V230L79 229H77L78 227L77 226H80V224H81V222H78V223H80L79 225H77L76 226V224H75V227L73 226L74 225V223L72 222V226L74 227V229H76V230H74L73 229V231H72V228H71V225H70V223H69V227H67V226H65V225H63L62 223H59L58 222V224H59V226H58V224H56V223ZM199 224V222L200 221H198V220H196L195 221V224H197V223ZM247 222H248V224H247ZM83 224V223H82ZM81 224V225H82ZM229 224V225H230ZM255 224H256V226H255ZM106 225V226H105ZM226 226V228L227 229H222V226L220 227V232L221 233H225V231H226V234H229L230 236H232L233 234H234V232H238L237 230V228H235V226L232 228V226H233V224H231L230 226ZM263 225V226H262ZM224 227V226H223ZM228 227H229V229H228ZM232 228V230H231V228ZM242 227H244V228H242ZM254 227L252 228V229H254ZM63 229V231H62V229ZM79 228H81V227H79ZM85 228V227H84ZM136 228V227H135ZM246 228V229H245ZM251 228V227H250ZM257 228V227H256ZM52 229V230H51ZM82 229V228H81ZM86 229V228H85ZM44 230V231H43ZM87 230V229H86ZM85 230V231H86ZM223 230V231H222ZM241 230H243V232L241 231ZM264 230V229H263ZM206 232H207V230H205ZM228 231V232H227ZM48 233V234H50V235H48L47 234V236H48V238H47V240H43V238L44 239H46L45 237H47L46 236V233ZM44 233V234H43ZM79 233H82L81 232V230H79ZM110 233V234H109ZM31 234H35L34 236H36V237H34V236H32ZM64 234V235H63ZM106 236H105V235ZM158 234V233H157ZM45 235V236H44ZM81 235V236H80ZM114 235V236H113ZM172 235V234H171ZM41 236V237H40ZM65 236V237H64ZM73 238L72 240H71V238ZM107 236H108V238H107ZM157 237H159V238H161L160 239V241L162 242V243H160L159 242V246L161 245H165V239H164V237H163V235H161V234H158L157 235ZM39 239V240H37V239ZM108 240H107V239ZM164 240H163V239ZM249 238H251V237H249ZM111 239V240H110ZM243 240V241H242ZM3 241V242H2ZM242 241V242H241ZM254 240L251 238L250 239V242H253ZM6 242V243H5ZM44 242H46V243H44ZM111 242H109L107 245L108 246H111L112 245V243ZM172 242H173V245L174 246H176V245H181V247L182 248H185L184 246H182V245H184L185 244V241L183 240V241H181V242H178V241H176V239H173L172 240ZM261 242H262V244H261ZM9 245H8V244ZM41 243V244H40ZM42 243L44 244V245H42ZM105 243V242H104ZM104 243H102L103 244V246L106 244H104ZM244 243H246V244H244ZM56 246H55V245ZM109 244H111V245H109ZM5 245H6V247H5ZM18 245V246H17ZM34 245V246H33ZM48 245V246H47ZM111 246V249H110V247L107 249L106 247V245L104 246L105 248H104V250H106V251H104L103 250V253H108L109 254V251H110V253H111V250H112V248H114L115 246ZM126 245V244H125ZM19 246H20V248H19ZM26 247V248H25ZM45 247V248H44ZM165 247V246H164ZM233 247H234V249H233ZM6 248V249H5ZM8 248H9V251H8ZM56 249L55 251V253L53 252V250L52 249ZM162 248V247H161ZM165 248H167V247H165ZM4 249H5V252H4ZM19 249H20V251H19ZM24 249V250H23ZM110 249V250H109ZM127 251H129L128 253L131 255V258H133L134 259V262H138V261H143V259L141 258V256H140V254H139V248L138 247H136L134 244H132L131 246H127ZM24 251L25 253H26V255L24 256V257H22V255H24V254H22V253H24V252H22V251ZM51 250H52V252H51ZM107 250H108V252H107ZM250 250H252V252L250 253ZM138 251V252H137ZM171 251V253H172V250H170ZM170 251H168V255H166V257L167 256H169V253H170ZM35 252V253H36ZM183 253H184V256H183V258H184V260L186 261V263L187 264H192V262L194 263V264H202V263H200V262H195L194 260V257H193V255H192V253L190 252V251H186V250H184L183 251ZM250 253V254H249ZM33 254V253H32ZM140 256H138V255ZM174 254V255H173ZM252 254V255H251ZM13 255V256H12ZM171 255V257L173 258V260L175 259V262L177 261V258L175 257V255H176V252L175 253H172V254H170ZM20 257H22L23 258V260L21 261V258ZM170 257V258H171ZM43 258V259H42ZM103 257H101L100 258V260L102 259ZM137 258H139V259H137ZM169 258V257H168ZM193 258V259H192ZM260 257H258V259L257 260H259L258 262V264H262V263H260L262 260L261 259H259ZM39 259V260H38ZM241 259H242V261H241ZM6 260H8V261H6ZM47 260V261H46ZM261 260V261H260ZM6 261V262H5ZM219 261H221V260H219ZM2 262V263H1ZM90 261H88V263H89ZM241 262V263H240ZM29 263H32V260H29ZM32 263V264H33ZM52 264H54V263H52ZM92 264H97V263H92ZM102 264V263H101ZM141 264H148V262H142ZM151 264H155V263H151Z\"/></svg>","mask_w":264,"mask_h":264},{"label":"snow or ice","instance_id":"snow-or-ice-1","mask_svg":"<svg viewBox=\"0 0 264 264\" xmlns=\"http://www.w3.org/2000/svg\"><path fill=\"white\" fill-rule=\"evenodd\" d=\"M6 7H11V6L9 5V6H6Z\"/></svg>","mask_w":264,"mask_h":264}]
</instances>
